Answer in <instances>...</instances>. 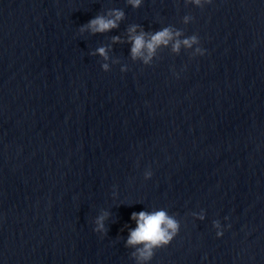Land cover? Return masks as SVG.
Listing matches in <instances>:
<instances>
[{
	"label": "water",
	"instance_id": "obj_1",
	"mask_svg": "<svg viewBox=\"0 0 264 264\" xmlns=\"http://www.w3.org/2000/svg\"><path fill=\"white\" fill-rule=\"evenodd\" d=\"M133 23L207 51L143 64ZM161 207L179 231L141 262L130 213ZM0 264H264V0H0Z\"/></svg>",
	"mask_w": 264,
	"mask_h": 264
},
{
	"label": "clouds",
	"instance_id": "obj_2",
	"mask_svg": "<svg viewBox=\"0 0 264 264\" xmlns=\"http://www.w3.org/2000/svg\"><path fill=\"white\" fill-rule=\"evenodd\" d=\"M133 7H138L142 0H128ZM196 4L210 3L211 0H193ZM124 11L120 8H111L106 13H97L90 17L85 23L79 26V31L83 32L85 29L92 33L103 32L110 28L118 26V22L123 18ZM185 22L189 20L187 15L183 18ZM127 41L130 42L129 52L133 60L139 59L143 64H150L155 56L156 50L161 45H168L171 43L172 51L178 52L181 45L185 47H194V52L198 55H204L207 51L201 46L200 37L196 34L188 36H181L179 29H173L171 26H163L155 31H145L142 25L133 23L127 28ZM119 35L112 36L113 41H119ZM105 60L108 58L106 46H99L95 49ZM101 68L105 71L109 69L108 63H102ZM126 65H121L120 70L126 71ZM178 75V73H177ZM145 178L152 175L151 167H147L143 173ZM109 215L104 212L95 218L93 231L104 234L107 229L104 224V219ZM196 218H204V210L199 212H192ZM130 219L135 221L134 227H128V235L125 239V244L134 246V255L141 262L148 261L153 255L154 249L167 245L173 237L178 233L180 222L168 212L166 208H156L154 210H146L141 208L139 211H132ZM224 220L228 217L225 215ZM213 228L217 237L222 236L224 229L230 227V224L221 223L219 219H213Z\"/></svg>",
	"mask_w": 264,
	"mask_h": 264
}]
</instances>
